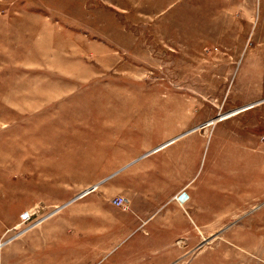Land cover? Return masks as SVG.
I'll return each mask as SVG.
<instances>
[{
	"label": "rangeland",
	"instance_id": "obj_1",
	"mask_svg": "<svg viewBox=\"0 0 264 264\" xmlns=\"http://www.w3.org/2000/svg\"><path fill=\"white\" fill-rule=\"evenodd\" d=\"M177 127L209 136L197 180L226 191L171 264H264V0H0V264H115L122 240L137 264L109 140Z\"/></svg>",
	"mask_w": 264,
	"mask_h": 264
},
{
	"label": "crops",
	"instance_id": "obj_2",
	"mask_svg": "<svg viewBox=\"0 0 264 264\" xmlns=\"http://www.w3.org/2000/svg\"><path fill=\"white\" fill-rule=\"evenodd\" d=\"M188 131L177 127L156 137L147 136L144 132L127 135L121 131L114 135L112 142L109 140V210H126L130 204L127 209L130 208L136 216L135 226L126 233L116 234V237L123 239L136 235L143 239L145 251L137 264H171L178 256L177 238L192 232L191 223L211 220L208 217L211 197L225 199V187L217 188L222 189L220 193L212 189L209 180H197L203 141L209 136ZM244 147L238 164H245L249 170L256 169V145L254 150ZM249 170L242 175L245 181ZM177 194V199H174ZM118 196L125 199V206L113 204V199ZM138 219L147 220L142 229L136 228ZM111 226L109 224V231L114 236ZM154 239H160L159 246H155ZM122 242L112 251L115 252L112 259L115 264L129 263L125 252L116 251L124 245ZM45 252V247H36L29 252V260L44 262ZM71 257L75 261L80 258L77 255Z\"/></svg>",
	"mask_w": 264,
	"mask_h": 264
},
{
	"label": "built area",
	"instance_id": "obj_3",
	"mask_svg": "<svg viewBox=\"0 0 264 264\" xmlns=\"http://www.w3.org/2000/svg\"><path fill=\"white\" fill-rule=\"evenodd\" d=\"M113 204L116 205V206H125L126 205V201L124 198L122 197H117L115 199H113ZM25 217H23V219H28L31 217V213H25L24 215Z\"/></svg>",
	"mask_w": 264,
	"mask_h": 264
},
{
	"label": "water",
	"instance_id": "obj_4",
	"mask_svg": "<svg viewBox=\"0 0 264 264\" xmlns=\"http://www.w3.org/2000/svg\"><path fill=\"white\" fill-rule=\"evenodd\" d=\"M86 192H88V191H84L83 193H86ZM83 193H82V194H83Z\"/></svg>",
	"mask_w": 264,
	"mask_h": 264
}]
</instances>
